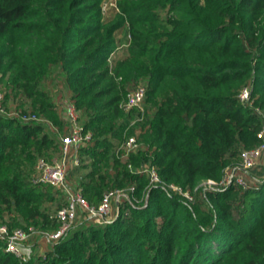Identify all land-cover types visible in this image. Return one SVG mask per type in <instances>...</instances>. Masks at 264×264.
<instances>
[{
	"label": "trees",
	"instance_id": "1",
	"mask_svg": "<svg viewBox=\"0 0 264 264\" xmlns=\"http://www.w3.org/2000/svg\"><path fill=\"white\" fill-rule=\"evenodd\" d=\"M140 81L143 136L126 151L118 119L133 109L125 116L120 103ZM58 82L92 132L78 150L91 161L81 175L83 195L97 206L106 190L95 156H108L114 182L131 185L113 200L112 220L75 221L25 262L0 238V264H264V177L195 190L200 180L221 179L259 141L264 0H118L108 10L101 0H0L4 104L10 99L12 111L35 113L57 128L0 114V224L9 229L58 226L63 193L23 173L36 157L60 150ZM244 86L253 106L239 100ZM143 166L155 167L158 184ZM170 183L193 201L162 187Z\"/></svg>",
	"mask_w": 264,
	"mask_h": 264
},
{
	"label": "built area",
	"instance_id": "2",
	"mask_svg": "<svg viewBox=\"0 0 264 264\" xmlns=\"http://www.w3.org/2000/svg\"><path fill=\"white\" fill-rule=\"evenodd\" d=\"M146 93V84L140 83L130 89L120 106L124 110H131L140 107L143 103ZM241 103L253 106V100L250 95V88L248 86L242 87L238 94ZM56 105L62 111L65 131L60 134V153L51 158L39 157L35 164L34 182H45L58 188L65 197V204L58 208L56 218L58 226L53 230H39L33 226L27 228L16 227L9 229L6 224H0V238L5 242V249L20 257L23 262L27 261L31 254L26 251L25 243L30 239V236L37 235L43 239L45 243H54L58 241L75 223L80 211L88 213L89 218L95 222L106 223L111 220L112 202L118 201L121 192L117 194L112 191H107L103 194L100 203L97 206L91 205L87 198L83 195L80 188H74L67 179V163L68 156L73 153L72 161L75 165L80 163L77 155L79 148L90 141L92 132L85 130L80 119V111L75 103L70 99L61 98L56 101ZM254 108L261 114L262 124L258 131L259 141L252 147L245 148L242 151L241 159L236 165V170L228 174V170L224 176L219 179L207 178L195 187L204 189H218L235 181L243 186L247 182L244 178L243 172L255 168L260 163V158L264 154V111L258 107ZM0 114L17 115L22 120L36 119L43 121L53 128L57 129L48 119L38 117L35 113L15 112L10 111L4 104V94L0 90ZM137 145L134 137H130L126 143V151L134 149ZM143 170L149 175V182L151 185H156L160 181L157 170L153 166H143ZM166 190L171 188L182 194L187 201H193V194L188 190H183L180 186L170 183L163 185ZM131 189L134 187L131 186ZM118 211V208L117 210ZM117 214V213H116Z\"/></svg>",
	"mask_w": 264,
	"mask_h": 264
},
{
	"label": "rangeland",
	"instance_id": "3",
	"mask_svg": "<svg viewBox=\"0 0 264 264\" xmlns=\"http://www.w3.org/2000/svg\"><path fill=\"white\" fill-rule=\"evenodd\" d=\"M118 0H101V3H102V6L104 8H106V10H108L110 7L112 6H116V2ZM116 11H119V8L116 7ZM121 48H119L118 46L115 47V54H119L121 53ZM115 54H110L109 58L108 59H111ZM140 83H144L146 84L144 81H140L138 84ZM53 91H54V95H55V99L56 101L60 100L61 98H65V99H69L68 97V93L66 92V89L62 86V84H60L58 82V84H54L53 85ZM6 107L8 110L12 111V110H17L16 109V106H15V102L12 101V100H7V102L5 103ZM145 107H146V104L142 103V105L140 107H137V108H133V112L131 115L129 116H126L127 112L130 111V110H124V114L126 116V119L125 117H121L118 119V122L119 123H124V130H123V133H122V137L121 139L119 140V148L120 149H124L126 147V143L128 141V139L130 137H137V135H142L143 136V133H141V125L144 123V112H145ZM58 110L60 111V115L62 116V111L60 108H58ZM132 110V109H131ZM63 119V117H62ZM81 123L83 125V119H81ZM90 130V129H88ZM91 131V130H90ZM140 144V142H138V145ZM134 148H137L136 146ZM52 151H53V155L51 156H48L46 154H43V155H40L38 157H36L35 161L33 163H28L27 164V167L23 168V173L26 174V176L28 178H32L34 177L35 175V164H36V161L39 157H46V158H51L52 156L54 155H59L60 153V150L58 148H52ZM77 155L79 156V159L81 158V161L83 160V167H81L80 170H78L77 172H72L70 171V169H75L74 168V163L72 161V156H73V153L70 154V156H68V163H67V168H66V171L69 172L68 173V181L70 182V184L74 187V188H80L81 190L84 189V185L82 184L81 182V175L83 173H85V171H87L88 169H90V167L88 166V163H90V159H86L85 156H81L80 157V153L78 152ZM95 159V162L94 164L92 165L93 169L95 170H98L101 174L100 176V180H103L104 178V182L106 183V190L102 193L104 194L105 192L107 191H112L114 193H118V192H121V193H124L125 189L127 187H129L130 185H127V186H120L116 183V181L114 182V178L111 176V174L108 172V169H109V160H108V156L107 155H102V157L100 158H97V156L94 157ZM98 159V160H97ZM91 160H93V158H91ZM87 163V164H85ZM80 164V163H79ZM77 164V165H79ZM238 164V163H237ZM235 164L232 169L228 170V174H231V172L233 170H236V165ZM82 165V164H81ZM113 169V168H112ZM226 172V173H227ZM91 180V184L94 185V178L90 179ZM203 180H200L198 182V184L202 183ZM97 185V184H96ZM99 203H100V200H99ZM98 203V204H99ZM40 205L42 204V202L39 203ZM111 220L115 217L116 213H117V206L115 204L112 205V209H111ZM83 219H89V216H88V213L85 212V211H80L79 214H78V217L76 219V221H81ZM76 222V223H77ZM75 223V224H76ZM29 245H31V251H30V254L33 255V254H42L44 249H45V242L43 239L39 238L37 235L31 237L30 241L28 242Z\"/></svg>",
	"mask_w": 264,
	"mask_h": 264
},
{
	"label": "crops",
	"instance_id": "4",
	"mask_svg": "<svg viewBox=\"0 0 264 264\" xmlns=\"http://www.w3.org/2000/svg\"><path fill=\"white\" fill-rule=\"evenodd\" d=\"M243 175L249 183L262 180L264 177V154L260 158V163L255 168L248 171H244ZM30 239L25 243L26 251H31V245L28 244Z\"/></svg>",
	"mask_w": 264,
	"mask_h": 264
},
{
	"label": "water",
	"instance_id": "5",
	"mask_svg": "<svg viewBox=\"0 0 264 264\" xmlns=\"http://www.w3.org/2000/svg\"><path fill=\"white\" fill-rule=\"evenodd\" d=\"M147 201H148V197H146V199H145V204H144L143 206H145V205H146Z\"/></svg>",
	"mask_w": 264,
	"mask_h": 264
}]
</instances>
